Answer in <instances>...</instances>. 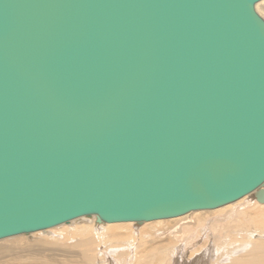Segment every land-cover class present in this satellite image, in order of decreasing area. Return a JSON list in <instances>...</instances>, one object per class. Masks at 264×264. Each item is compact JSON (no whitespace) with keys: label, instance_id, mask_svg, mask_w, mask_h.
Returning <instances> with one entry per match:
<instances>
[{"label":"water","instance_id":"obj_1","mask_svg":"<svg viewBox=\"0 0 264 264\" xmlns=\"http://www.w3.org/2000/svg\"><path fill=\"white\" fill-rule=\"evenodd\" d=\"M262 0H0V239L264 204Z\"/></svg>","mask_w":264,"mask_h":264},{"label":"bare ground","instance_id":"obj_2","mask_svg":"<svg viewBox=\"0 0 264 264\" xmlns=\"http://www.w3.org/2000/svg\"><path fill=\"white\" fill-rule=\"evenodd\" d=\"M257 10L264 16V0L257 4ZM144 223V225L135 222L98 223L95 215L83 216L68 224L64 223L47 230L0 239V258L11 253L10 243L29 247L34 245L43 247L48 244L59 246L63 243L64 247L66 244L71 248H77L76 250L79 249L82 261L77 255L79 252L76 254L75 250L73 253L79 258L77 264H199L201 257L210 252L209 249L218 253L212 264H264V204L259 203L254 194L246 195L216 209L198 210L177 218ZM161 229H164V232L165 229L170 230L171 233L163 236L162 231L159 233ZM135 230H139L138 233ZM176 231L180 233L179 235L184 234L183 237L178 236ZM103 237L109 242V244L104 242L109 253L97 257V249ZM152 237L154 238L151 241ZM121 241L128 243H124L122 247ZM178 241H184L186 246L194 243L191 245L192 251L182 249L177 245ZM205 241H210L209 244L214 243L213 247L207 248L208 242L203 245ZM151 243L152 246L148 247ZM129 249L130 257L127 256ZM188 252L198 259L190 256L186 261ZM14 255V261H18L15 264H26L28 258L38 264L75 263L70 261L72 259L70 255L71 259L64 254L61 255L63 257L61 259L53 258L44 252Z\"/></svg>","mask_w":264,"mask_h":264},{"label":"rangeland","instance_id":"obj_3","mask_svg":"<svg viewBox=\"0 0 264 264\" xmlns=\"http://www.w3.org/2000/svg\"><path fill=\"white\" fill-rule=\"evenodd\" d=\"M177 218V217H176ZM79 223V222H78ZM134 223V222H133ZM145 224V223H144ZM143 224V225H144ZM143 225H141V226H143ZM164 230V229H163ZM162 229L161 230H159L158 232L159 233H162L163 232V236H166V235H169V233H171V231L170 230H166L165 229V232L163 231ZM137 233H138V231L137 230H135ZM162 231V232H161ZM167 231V232H166ZM157 232V233H158ZM169 232V233H168ZM46 233V232H45ZM167 233V234H166ZM176 233H177V231H176ZM182 233V232H181ZM166 234V235H165ZM180 234V233H179ZM178 233H177V235L178 236H182L183 237V235L184 234H181V235H179ZM125 236V235H124ZM181 237V238H182ZM201 237H203V236H201ZM153 238L154 237H152L151 238V241L153 240ZM126 239V238H125ZM183 239V238H182ZM174 240V239H173ZM203 239H201V241H202ZM69 243L71 242V241H68ZM73 242V241H72ZM104 242H107L106 241V239H104V237L102 238V240H101V242H100V244H99V246H98V249H97V257H100V255L101 254H104V255H108V253H109V249L106 247L107 246V244H109V242H107V244H105ZM208 242V241H207ZM206 241L203 243V245H205V243H207ZM210 242V241H209ZM209 242L207 243V245H206V247L207 248H210V246H211V248L213 247V244L214 243H210L209 244ZM28 243H33V242H28ZM74 243V242H73ZM121 243H123V241H121ZM124 243H128V242H124ZM124 243L122 244L123 246L122 247H124ZM178 243V244H177ZM176 244L178 245V246H180L182 249H188L189 251H192L191 250V245H193L194 243H190V244H188V245H190V246H186V243H184V241H178ZM11 244V253L9 254H7V255H4V256H2L1 258H0V264H15L16 262H18V261H14V257H15V255L14 254H16V253H19V254H23V255H26V254H28V253H31V252H35V253H38V252H44V253H46V254H48V255H52L53 256V258H56V259H61V258H63L62 256H63V254L64 255H67V256H69L71 253H69V252H72V254L70 255L71 257H72V259H71V257L69 256V258L71 259L70 261L73 263V262H75L74 264H77L78 263V261H79V258L81 257V254H80V251H79V249L78 250H76L77 248H71L69 245H66L65 243V247H64V245H63V243L61 244V245H59V246H54V245H52V244H48V245H45V246H38V245H34V246H32V247H29V246H26V245H15L14 243H10ZM209 245V246H208ZM67 246H68V248H67ZM95 246V245H94ZM150 246H152V243L151 244H148V247H150ZM46 247V248H45ZM69 247L71 248V249H69ZM206 247H204V248H206ZM43 248V249H42ZM65 248H67V249H65ZM196 249L198 248V247H195ZM194 248V249H195ZM193 249V248H192ZM23 250V251H22ZM49 250V251H48ZM64 250V251H63ZM77 252H76V251ZM127 251V249H125L124 250V252H126ZM209 251L210 252H207L206 254H204V256H202L201 258L202 259H200L199 261H200V263L199 264H212V260L214 259V258H216V256H217V254L218 253H216V252H214L215 250H213V249H209ZM64 252V253H63ZM66 252V253H65ZM74 252H76V254L79 252V254H77L78 256H79V258H78V256L75 254H73ZM63 253V254H62ZM190 252H188V254H189ZM62 255V256H61ZM73 255V256H72ZM132 255H133V251H132V253H131V257H132ZM214 255V256H213ZM74 256H76L75 258H76V260H75V258H74ZM127 256H129L130 257V249H129V251H128V255ZM191 256V254H189V255H186V261L188 260V257H190ZM208 256H209V258L210 259H208ZM192 257V256H191ZM195 257V258H194ZM205 257V258H204ZM192 258H194L195 260L196 259H198V258H196V256H193ZM208 260H207V259ZM74 259V261H72ZM80 260L82 261V257L80 258ZM206 262H205V261ZM209 260H211V261H209ZM205 263H204V262ZM77 262V263H76ZM127 263H129V261L127 262ZM184 263V262H183ZM24 264V263H23ZM26 264H38V263H33L32 261H30V259L28 258V260L26 261ZM195 264H197V263H195Z\"/></svg>","mask_w":264,"mask_h":264}]
</instances>
